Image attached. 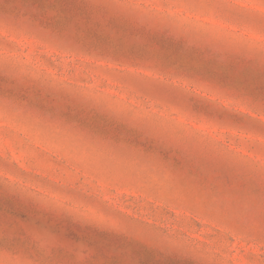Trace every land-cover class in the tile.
Wrapping results in <instances>:
<instances>
[{
    "label": "rangeland",
    "instance_id": "rangeland-1",
    "mask_svg": "<svg viewBox=\"0 0 264 264\" xmlns=\"http://www.w3.org/2000/svg\"><path fill=\"white\" fill-rule=\"evenodd\" d=\"M261 0H0V264H264Z\"/></svg>",
    "mask_w": 264,
    "mask_h": 264
},
{
    "label": "snow or ice",
    "instance_id": "snow-or-ice-1",
    "mask_svg": "<svg viewBox=\"0 0 264 264\" xmlns=\"http://www.w3.org/2000/svg\"><path fill=\"white\" fill-rule=\"evenodd\" d=\"M259 7L261 12V20L264 21V0H261ZM262 33H264V26H262ZM261 204L262 208H264V196H262ZM261 224L264 226V214L261 216Z\"/></svg>",
    "mask_w": 264,
    "mask_h": 264
}]
</instances>
